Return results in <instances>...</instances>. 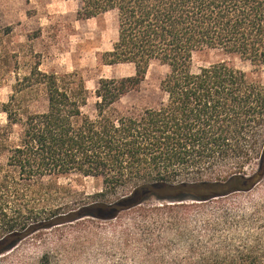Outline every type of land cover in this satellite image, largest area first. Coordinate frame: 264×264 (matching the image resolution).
Here are the masks:
<instances>
[{
    "label": "trees",
    "instance_id": "16d2710c",
    "mask_svg": "<svg viewBox=\"0 0 264 264\" xmlns=\"http://www.w3.org/2000/svg\"><path fill=\"white\" fill-rule=\"evenodd\" d=\"M73 1L84 18L115 12L102 61L134 71L91 92L76 73L33 69L0 100V254L39 229L158 209L175 239L150 241L134 264H264V195L229 200L264 180V85L227 60L191 68L203 49L264 65V0ZM152 62L167 67L153 101L120 108ZM69 174L101 189L76 203L43 185Z\"/></svg>",
    "mask_w": 264,
    "mask_h": 264
},
{
    "label": "rangeland",
    "instance_id": "374dc122",
    "mask_svg": "<svg viewBox=\"0 0 264 264\" xmlns=\"http://www.w3.org/2000/svg\"><path fill=\"white\" fill-rule=\"evenodd\" d=\"M116 36L114 11L84 18L73 0H0V100L7 101L16 79L23 81L33 69L44 73H76L91 92L101 77L132 74V64H103L102 54L111 50ZM221 60L243 70L249 80L264 85V65H253L213 49L194 52L191 68ZM166 70L165 65L152 62L141 91L120 100L118 106L150 104ZM25 99L31 111L44 106L42 91L28 94ZM93 101L90 97L88 111ZM4 122V115L0 114V123ZM0 161H3L2 156ZM254 168L250 165L247 171ZM43 185L62 189L65 197L76 203L101 189L99 179L78 174L47 178ZM263 195L264 180L251 191L229 200L246 202ZM159 212L158 209L145 213L131 210L108 220L86 216L71 224L39 229L1 253L0 264H134L138 259L144 261L148 258L144 247L150 241L162 245L165 239H175L172 231L170 236L163 234Z\"/></svg>",
    "mask_w": 264,
    "mask_h": 264
}]
</instances>
